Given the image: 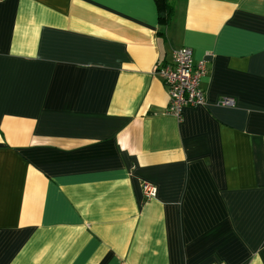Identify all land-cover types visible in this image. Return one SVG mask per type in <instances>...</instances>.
Segmentation results:
<instances>
[{"label":"crops","instance_id":"obj_1","mask_svg":"<svg viewBox=\"0 0 264 264\" xmlns=\"http://www.w3.org/2000/svg\"><path fill=\"white\" fill-rule=\"evenodd\" d=\"M168 2L0 0V264H264V0Z\"/></svg>","mask_w":264,"mask_h":264},{"label":"built area","instance_id":"obj_2","mask_svg":"<svg viewBox=\"0 0 264 264\" xmlns=\"http://www.w3.org/2000/svg\"><path fill=\"white\" fill-rule=\"evenodd\" d=\"M156 74L168 92L167 112L176 117H181L186 107H197L206 103V94L202 81L207 75V60L194 59L191 48L183 46L174 49L171 60L159 64L155 69ZM222 106H233L235 100L231 97H222L219 100ZM143 195L146 198L156 194V187L144 183ZM212 264H226L225 262H214Z\"/></svg>","mask_w":264,"mask_h":264},{"label":"trees","instance_id":"obj_3","mask_svg":"<svg viewBox=\"0 0 264 264\" xmlns=\"http://www.w3.org/2000/svg\"><path fill=\"white\" fill-rule=\"evenodd\" d=\"M160 8V18H169L172 13V7L168 0H158Z\"/></svg>","mask_w":264,"mask_h":264}]
</instances>
